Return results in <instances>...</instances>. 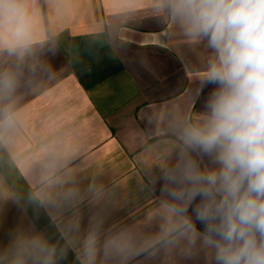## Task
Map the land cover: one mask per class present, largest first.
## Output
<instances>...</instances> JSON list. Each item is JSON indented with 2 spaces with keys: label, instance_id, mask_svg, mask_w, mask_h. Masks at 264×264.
I'll use <instances>...</instances> for the list:
<instances>
[{
  "label": "clouds",
  "instance_id": "1",
  "mask_svg": "<svg viewBox=\"0 0 264 264\" xmlns=\"http://www.w3.org/2000/svg\"><path fill=\"white\" fill-rule=\"evenodd\" d=\"M105 2L92 42L126 44L143 13L185 54L182 102L136 156L140 211L32 119L79 0H0V264H264V0Z\"/></svg>",
  "mask_w": 264,
  "mask_h": 264
},
{
  "label": "crops",
  "instance_id": "2",
  "mask_svg": "<svg viewBox=\"0 0 264 264\" xmlns=\"http://www.w3.org/2000/svg\"><path fill=\"white\" fill-rule=\"evenodd\" d=\"M105 0H79L50 59L51 93L37 101L32 114L37 129L53 125L68 130L84 145V166L99 165L104 179L127 185L124 211L138 214L136 156L149 139L152 122L170 106L182 102L185 54L163 34L150 16L137 14L111 46L86 35L109 20ZM9 213L7 224L15 222ZM121 219L128 217L121 215Z\"/></svg>",
  "mask_w": 264,
  "mask_h": 264
}]
</instances>
